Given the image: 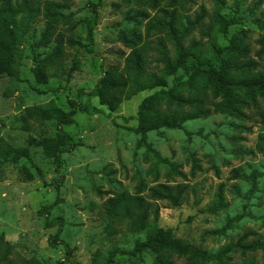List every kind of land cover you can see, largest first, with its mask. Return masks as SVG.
<instances>
[{"label":"rangeland","instance_id":"rangeland-1","mask_svg":"<svg viewBox=\"0 0 264 264\" xmlns=\"http://www.w3.org/2000/svg\"><path fill=\"white\" fill-rule=\"evenodd\" d=\"M7 26L17 72L0 74V151L10 148L0 152V264H264V89L241 84L264 74V0H0L6 38ZM172 27L199 59L164 75ZM137 54L164 86L115 106L88 95ZM213 68L230 103L196 72ZM149 96V119L180 125L142 131ZM73 100L87 109L71 124L29 117L30 106L68 111ZM60 132L69 138L56 160L43 142ZM177 183L187 185L179 206L151 190ZM146 203L142 230L129 216ZM160 230L159 254L137 249Z\"/></svg>","mask_w":264,"mask_h":264},{"label":"trees","instance_id":"trees-1","mask_svg":"<svg viewBox=\"0 0 264 264\" xmlns=\"http://www.w3.org/2000/svg\"><path fill=\"white\" fill-rule=\"evenodd\" d=\"M5 8V7H4ZM3 8V9H4ZM7 14H3V17ZM6 27L5 32H7L8 38L6 35H0V74L9 73L15 75L16 70V58H15V33L13 30H10ZM173 31L174 37V49L175 57L170 58L165 52H161L162 61L164 63V75H170L175 72L173 67L174 64L177 67L183 66L185 70H188L187 61L190 56L195 55L183 43L180 41L179 36L182 35L175 32L174 28H170ZM10 38V39H9ZM199 59V58H198ZM144 58L142 55L137 54L134 58L128 63L122 70H116L114 72H106V74L101 77L95 88L89 92V96H98L102 103L109 106H115L121 103L125 99H129L132 95L139 91L146 89H151L156 86H164V75H158L156 73L147 74L145 68L143 67ZM202 64H207L208 62H201ZM220 69H226V64H221ZM196 72L205 73L204 77L207 79L215 78L216 79V90L224 95L227 103L232 101L233 96L230 94L229 85L224 81V74L221 73V70L210 69L207 71L198 69ZM217 76V77H216ZM247 91L250 93L254 89L263 88L264 89V74L260 79L249 80L247 82L241 83ZM153 96L145 98L140 107H139V128L142 131H147L153 128H158L160 126H179L180 124L176 122L175 119L169 120L161 118L156 112L153 116V119H149L145 114L150 107V100ZM239 102V101H238ZM70 109L68 111L61 110L57 108L52 102L45 103L43 105H33L28 108L29 117L33 120H49L54 119L57 125H68L73 122V116L77 111V107L81 111H85L87 107L85 105L78 106L77 103L73 100L70 101ZM26 122V118H23ZM69 136L64 133H58V137L52 142V139H48L43 142L46 147V153L53 155L55 159H59V151L61 147L68 142ZM0 149L2 146L0 145ZM48 147V148H47ZM10 151V148L4 146V149L0 152ZM7 151V152H8ZM19 157V154L16 155V158ZM186 184H174L172 186L166 184H159L151 188V190L158 197L166 199L170 202L171 206H179L183 203L186 191ZM151 207L146 203L145 207L140 204L134 212L130 214V219L133 221V224L139 229H145L147 226L148 218L150 215ZM113 213V209L111 210ZM155 213H158V206L155 208ZM165 233L163 231H157L155 233H149L146 236V239L138 245L137 249L142 248H151L156 253H160L164 246L166 245ZM230 250V247L227 246L223 248L219 256L222 258ZM201 256L213 257V254H210L206 251H198Z\"/></svg>","mask_w":264,"mask_h":264}]
</instances>
